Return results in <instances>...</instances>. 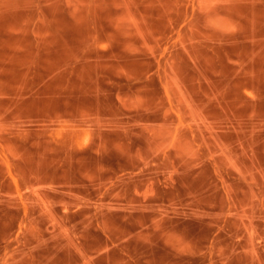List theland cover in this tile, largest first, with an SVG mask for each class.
Instances as JSON below:
<instances>
[{
    "label": "rangeland",
    "instance_id": "rangeland-1",
    "mask_svg": "<svg viewBox=\"0 0 264 264\" xmlns=\"http://www.w3.org/2000/svg\"><path fill=\"white\" fill-rule=\"evenodd\" d=\"M123 16L83 55L71 42L44 118L0 121V264H119L95 258L103 238L128 264H264V120L178 62L160 8ZM28 59L5 55L6 84L39 82Z\"/></svg>",
    "mask_w": 264,
    "mask_h": 264
},
{
    "label": "crops",
    "instance_id": "crops-1",
    "mask_svg": "<svg viewBox=\"0 0 264 264\" xmlns=\"http://www.w3.org/2000/svg\"><path fill=\"white\" fill-rule=\"evenodd\" d=\"M139 8H160L165 33H170L171 26L180 33L178 62H187L194 73L208 74L202 80L224 82L227 90L236 89L235 103L246 106L249 115L239 119L264 120V0H0V121H5V115L44 118L48 109L44 103L51 98L49 85L59 90L53 95L56 100L67 96L69 84L54 80L65 73L64 57L71 42H80L83 55L91 40L127 33L133 22L123 16V10ZM170 10H177V15L171 17ZM11 50L29 57L16 69L23 74L32 73L26 67L34 63L30 58L40 57L39 82L6 84L5 55ZM6 88L10 91L5 92ZM26 89H31L28 95ZM120 243L115 248L103 238L95 258L109 261L115 251L121 259L118 263L128 264L122 255L125 242Z\"/></svg>",
    "mask_w": 264,
    "mask_h": 264
}]
</instances>
